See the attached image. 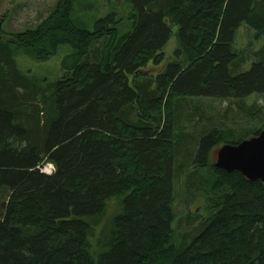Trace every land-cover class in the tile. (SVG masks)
Here are the masks:
<instances>
[{"label": "trees", "instance_id": "trees-1", "mask_svg": "<svg viewBox=\"0 0 264 264\" xmlns=\"http://www.w3.org/2000/svg\"><path fill=\"white\" fill-rule=\"evenodd\" d=\"M76 1L60 0L35 30L6 35L0 24V264H264V184L211 165L219 131L196 159L182 158L189 146L176 123L179 98L264 95V49L250 72L231 70L241 25L264 35V0H123L134 28L122 36L116 14L85 28ZM171 26L178 59L150 77L143 70L165 61ZM62 46L74 52L58 82L19 69V53L43 63ZM179 169L214 195L180 240Z\"/></svg>", "mask_w": 264, "mask_h": 264}, {"label": "rangeland", "instance_id": "rangeland-1", "mask_svg": "<svg viewBox=\"0 0 264 264\" xmlns=\"http://www.w3.org/2000/svg\"><path fill=\"white\" fill-rule=\"evenodd\" d=\"M59 2L60 0H0V24L6 35L35 30L52 15ZM131 12V7L123 0H77L75 3V18L89 31H95L100 19L116 14L122 20L119 24V34L122 36L133 31ZM171 27L173 37L164 50L165 61L158 66L150 64L143 70L150 77L161 76L167 67L178 59L176 54L180 44L179 29L176 26ZM263 49L264 35L258 36L248 25H241L232 45V50L237 57L231 65V70H235L234 74L250 72L253 65L260 61L258 54ZM73 52L71 46H62L57 55L47 62H35L22 53L17 55L16 60L23 74L36 81L56 83L64 75L63 62ZM176 104L177 129L179 134L184 130L187 139L183 141V145L189 146L187 152H179L184 159H196L202 140L212 132L219 131L225 135L223 136L224 143L211 154V165L215 166L218 151L223 146L237 145L245 141V135L246 140H251L257 137L255 133L264 130V95H253L244 100L193 96L186 99L179 98ZM190 168L194 171L193 167ZM42 172L53 175L55 167L52 164H45ZM188 176L189 171L187 170L179 169L175 173L174 212L176 221L174 227L176 238L179 240L182 236L193 234L201 221L209 216L214 201V198L210 200L208 196V194L214 195L210 191L207 193V183L206 185L201 183L187 185ZM119 200L108 204V214L102 225H105L107 219V225L108 223L110 225V221L118 215L116 213L121 207L122 198ZM97 233L96 231V235ZM96 241L97 239H92L94 246ZM177 245L181 246V244Z\"/></svg>", "mask_w": 264, "mask_h": 264}, {"label": "water", "instance_id": "water-1", "mask_svg": "<svg viewBox=\"0 0 264 264\" xmlns=\"http://www.w3.org/2000/svg\"><path fill=\"white\" fill-rule=\"evenodd\" d=\"M215 166L229 174L239 172L250 182L264 184V130L251 140L223 146Z\"/></svg>", "mask_w": 264, "mask_h": 264}]
</instances>
